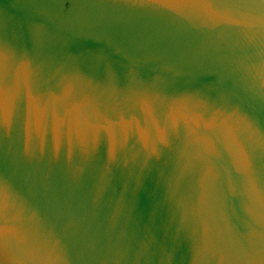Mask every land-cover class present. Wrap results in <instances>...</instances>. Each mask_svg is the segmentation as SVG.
<instances>
[{"label": "water", "instance_id": "obj_1", "mask_svg": "<svg viewBox=\"0 0 264 264\" xmlns=\"http://www.w3.org/2000/svg\"><path fill=\"white\" fill-rule=\"evenodd\" d=\"M0 264H264V0H0Z\"/></svg>", "mask_w": 264, "mask_h": 264}]
</instances>
